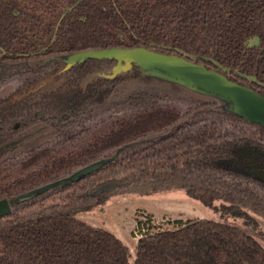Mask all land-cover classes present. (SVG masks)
I'll use <instances>...</instances> for the list:
<instances>
[{
	"label": "trees",
	"instance_id": "1",
	"mask_svg": "<svg viewBox=\"0 0 264 264\" xmlns=\"http://www.w3.org/2000/svg\"><path fill=\"white\" fill-rule=\"evenodd\" d=\"M254 36L258 44L249 43ZM138 45L196 59L264 92V0H0V75L6 61ZM110 60L88 58L84 73ZM125 77H99L86 86L73 80L34 103L43 113L70 119L58 128L53 144L0 154V197L114 157L77 180L18 202L0 217V264H264V245L253 230L257 221L246 210L264 216V182L245 170L238 152L243 145L264 152L263 125L204 107L207 103L176 124L183 113L162 96L139 91L122 107L134 112L111 119L106 131L82 145L66 148L92 131L86 106L103 102ZM18 106L17 101L8 109ZM19 118L0 112V134ZM6 140L0 136V143ZM234 160L244 168L232 166ZM260 162L264 168V158ZM172 188L244 222L178 219L171 228L142 234L131 262L129 247L115 233L75 216L114 194ZM217 198L229 203L217 207Z\"/></svg>",
	"mask_w": 264,
	"mask_h": 264
},
{
	"label": "rangeland",
	"instance_id": "2",
	"mask_svg": "<svg viewBox=\"0 0 264 264\" xmlns=\"http://www.w3.org/2000/svg\"><path fill=\"white\" fill-rule=\"evenodd\" d=\"M258 42L259 38L257 36L249 39L250 44H258ZM149 48L155 49L153 47ZM100 50L95 49V51ZM88 56L92 55L83 53L80 50L75 53H53L45 58L37 56L17 59L16 64L19 71L13 76L0 81V97L24 83L25 79L34 78L36 73L39 72L36 71L39 68V64L44 63V61L47 63L52 61L53 65H55L54 62H58V73H63V76L52 78L49 76L45 77V74H43L37 87L43 88L42 90L55 88L65 79L67 71L82 64ZM189 59L196 63H203L193 58ZM39 74L41 75L42 72ZM112 74H125L126 77L114 87L103 102L91 104L88 107L84 114L91 117L92 131L83 133L72 144H68L66 148L82 145L93 136L106 131L111 119L134 112V109H122V107L126 105L131 95L142 90L162 96L166 105H171L183 113L181 119L189 118L196 111V106L202 102L210 101L211 106L216 108L227 107L233 103L228 97L191 83L186 78L180 77L173 72L158 68H146L135 63V61L128 62L127 59L121 56L112 58L107 66L89 73L83 78L82 82L86 83L96 77L110 76ZM28 134L29 136H27ZM50 135L51 130L45 131V127H42L38 122L31 126L29 132L22 135V140L27 136L25 140L30 139L32 140L31 143H36L45 136L48 137ZM254 136L256 135L254 134ZM241 153L251 156L249 157L248 170L260 168L257 166L258 161L255 158L257 152L241 149ZM213 203L220 207L222 203L228 204L229 201L217 198ZM246 210L257 221V226L255 228L254 226L251 227L254 228L255 234L264 245V216L250 208H246ZM75 216L94 226L103 227L115 233L129 247L131 252L129 259L131 262H133L135 256L137 240L142 234L162 228H171L178 224V219L186 220L194 217H206L219 221L228 220L239 224L244 222L242 217L222 214L217 208L203 204L199 199L188 195L183 188L165 189L149 194L134 192L114 194L104 203L93 206L88 210L79 211Z\"/></svg>",
	"mask_w": 264,
	"mask_h": 264
},
{
	"label": "water",
	"instance_id": "3",
	"mask_svg": "<svg viewBox=\"0 0 264 264\" xmlns=\"http://www.w3.org/2000/svg\"><path fill=\"white\" fill-rule=\"evenodd\" d=\"M95 49L101 50L95 51ZM81 51L92 55L86 57V59L93 57L112 59L121 56L122 58L127 59L128 62L135 61V63L146 68H158L173 72L180 77L186 78L191 83L198 84L201 87L203 86L206 89L212 90L213 92L220 93L233 101L232 105L222 108L211 106L210 101H206L202 102L207 103L204 107L234 113L243 117L247 121L259 123L264 126V92L235 79L225 72L207 66L205 63H196L182 54L150 49L144 45L133 47L114 46L106 48H88ZM94 52L96 53L94 54ZM116 76L126 75L112 74L104 77L113 78ZM184 120L186 119H180L176 124L181 123ZM241 149L249 150V152H257V149L252 146H241L239 152L242 155L243 153H241ZM113 157L114 156L97 159L89 164L79 167L67 176L15 194L10 198L6 196L0 197V217L10 214L13 207L18 202L29 199L37 194L56 188L65 183H69L73 180H77L86 173L103 165ZM249 173L264 182V168H254L249 170Z\"/></svg>",
	"mask_w": 264,
	"mask_h": 264
},
{
	"label": "flooded vegetation",
	"instance_id": "4",
	"mask_svg": "<svg viewBox=\"0 0 264 264\" xmlns=\"http://www.w3.org/2000/svg\"><path fill=\"white\" fill-rule=\"evenodd\" d=\"M30 58H33V57H30ZM41 58H43V56ZM93 58H96V57H93ZM96 59H99V58H96ZM33 61H34V59H33ZM84 61H86V60H84ZM84 61H83V63H84ZM89 62L92 63V60H90ZM110 62H111V60H110ZM110 62H108V63L105 62L102 67H100V68L94 67V69H91L90 72L88 71L85 73H84V70L86 68V65L88 64L89 67L91 65L88 62L87 63L85 62L86 64L82 63L79 66L72 67L69 71H67L65 79L57 87L49 88V89H45V90H42L43 88L41 89V88L37 87L38 82L40 80V77L43 74H45V77L49 76L52 78L53 77L59 78V77L63 76V73H58V69H59V65H58L59 63L58 62H54L55 65L52 64V61L49 63L44 61V63L39 64V66H38L39 68H38V70H36L39 72L36 73V76L34 78L25 79L24 83H21L14 90L9 91L4 96L0 97V112H3L4 115H7L8 118L11 120H13V118L17 117V116L20 117L19 120H16L13 122L12 126L8 125L2 131L3 133L0 134L1 137H7L6 141L0 143V154H2L5 151L11 152L13 150L19 152L23 149H26L28 147H31V146H34L38 143H43V142H48L50 144H53V139L58 133V128L61 127L62 124L66 120H69L70 118H68L66 114L65 115H60V114L53 115V113L49 112L48 110L46 111L47 113H43L42 109H39L38 107H36V105L34 103L38 99H41L42 96L50 90H53L56 88H58V89L62 88L65 90L66 88H68L70 86V84H72L73 80H76L77 83L81 86H86L88 83H90V81L92 82L96 78H99V77H96L92 80L87 81L88 83L87 82L83 83L82 82L83 78L85 76H87L89 73H92L97 69H101L104 66H107ZM2 65H5L6 70L4 73H2L0 75L1 76L0 81L6 79L8 77L13 76L14 74H16L19 71V68H17L16 60L3 62ZM50 65L52 68L49 67ZM20 72H22V71H20ZM40 72H42L41 75L39 74ZM80 75H83V76L80 77ZM17 101L19 102L18 108L13 109V110L8 109L12 105L17 104ZM96 103H100V102L89 103L86 106L84 113L91 104H96ZM21 106H23V108H21ZM31 110H32V115L30 117L29 112ZM38 122L42 127H45V131L51 130V135L48 137L45 136L42 140L37 141L36 143H31L32 140H30V139L25 140L27 138V136H29V134L22 140V137H23L22 135L29 132L31 130V126L37 124ZM21 125H24V126L22 127ZM1 128H2V126L0 125V129ZM9 128H11V129H9ZM31 132H33V131H31ZM31 132H30V136H31ZM28 144H30V145H28ZM238 152H239V149H238ZM249 157H251V156L241 154V159L245 165V170H248ZM255 158L258 161L257 166L263 167V165H261L260 160L264 158V152L257 150V155L255 156ZM230 163L232 166H235L236 168H244V167L240 166L238 161L234 160V161H231Z\"/></svg>",
	"mask_w": 264,
	"mask_h": 264
}]
</instances>
